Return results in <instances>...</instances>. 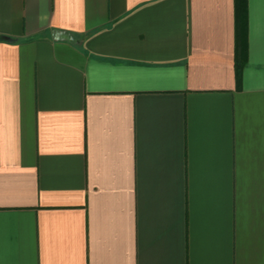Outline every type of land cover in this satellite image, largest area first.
I'll list each match as a JSON object with an SVG mask.
<instances>
[{
  "label": "crops",
  "instance_id": "obj_1",
  "mask_svg": "<svg viewBox=\"0 0 264 264\" xmlns=\"http://www.w3.org/2000/svg\"><path fill=\"white\" fill-rule=\"evenodd\" d=\"M0 0V264H264V0Z\"/></svg>",
  "mask_w": 264,
  "mask_h": 264
},
{
  "label": "trees",
  "instance_id": "obj_2",
  "mask_svg": "<svg viewBox=\"0 0 264 264\" xmlns=\"http://www.w3.org/2000/svg\"><path fill=\"white\" fill-rule=\"evenodd\" d=\"M236 37L238 42L242 41L245 36L246 23H245V0H236Z\"/></svg>",
  "mask_w": 264,
  "mask_h": 264
}]
</instances>
